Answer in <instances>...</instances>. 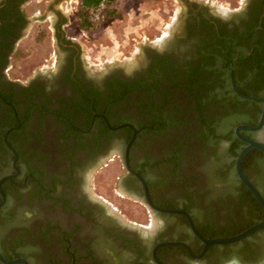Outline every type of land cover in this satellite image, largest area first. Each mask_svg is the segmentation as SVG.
<instances>
[{"label":"flooded vegetation","instance_id":"obj_1","mask_svg":"<svg viewBox=\"0 0 264 264\" xmlns=\"http://www.w3.org/2000/svg\"><path fill=\"white\" fill-rule=\"evenodd\" d=\"M26 1L0 0V177L16 172L4 140L8 128L22 169L2 183L7 198L0 207V252L30 264H264V228L201 254L205 244L185 214L155 211L158 221L150 227L125 222L89 187L90 170L118 155L124 172L117 184L126 197L145 204L139 179L124 165L134 129L108 125L127 119L137 130L130 166L146 180L155 204L186 210L208 238L247 226L258 200L243 189L234 166L220 178L216 169L207 173L205 160L213 158L224 170L227 161L218 149L224 143L229 152L236 143L234 126L228 140L213 138L208 128L226 133L220 111L227 102L229 112L259 120L253 103L234 108L231 86L234 81L240 91L264 95V0H240L225 11L183 0L177 27L144 46L132 69L115 65L100 74L87 67L80 44L66 33L61 9L51 5L54 61L19 80L8 70L19 42L33 29ZM179 120L176 128L172 122ZM243 133L264 140V127ZM200 146L206 154L195 153ZM251 152L243 170L264 195V156ZM171 240L187 245L160 244Z\"/></svg>","mask_w":264,"mask_h":264},{"label":"rangeland","instance_id":"obj_2","mask_svg":"<svg viewBox=\"0 0 264 264\" xmlns=\"http://www.w3.org/2000/svg\"><path fill=\"white\" fill-rule=\"evenodd\" d=\"M81 1H26V10L31 18L30 26L33 24V29L28 37L21 39L10 59L9 77L29 79L48 69L51 57L54 61L53 52L57 45L54 33L56 16L51 10V5L61 9L68 24L65 25L67 35L76 38L85 64L96 74L115 65L132 69L144 46L162 41L177 27L184 9L183 0H116L117 12L114 16L102 19L93 29H83L77 17ZM198 1L208 4L212 10L225 11L238 5L240 0ZM232 126L231 121L220 122L223 132L227 133ZM218 153L221 158L224 157V161L229 162L232 159L224 143ZM115 158L116 161L103 160L90 170L91 192L101 196L125 222L142 223L146 227L156 224L157 215L143 202L126 197L122 186L117 184V176L122 174L124 169L119 156L116 155ZM105 162L109 165L105 166Z\"/></svg>","mask_w":264,"mask_h":264},{"label":"water","instance_id":"obj_3","mask_svg":"<svg viewBox=\"0 0 264 264\" xmlns=\"http://www.w3.org/2000/svg\"><path fill=\"white\" fill-rule=\"evenodd\" d=\"M231 90L238 97H240L242 99L258 101L262 104V111H261V114H260V117H259L257 124L251 125V124H247V123H241V124L235 126V128H234L236 136L240 140L245 142V146L240 150V152L238 153V155L235 158L234 167H235V172H236L237 177L252 192L253 196L258 200V202L262 205V207L264 209V195H263V193L261 192L259 187L255 184V182L243 170V161H244L245 157L251 151L259 150V151H262L264 153V140L253 139V138H250L243 133L244 130L258 131L264 127V96L244 94V93L240 92L238 87L235 85L234 81H232ZM108 125L112 129H119V128H122L125 126H130L134 129L133 136L129 140V142L127 143V145L125 147V163H124L125 167L139 179L140 184L143 187L144 202L153 213L155 211L163 212V213H172V214H179L180 213V214H185L188 217L193 233L198 238H200L205 244L204 249H203L201 254H204L207 251L208 247L212 244L224 245V244L237 243V242H240V241L248 238L253 233H255L259 230H262L264 228V218H262L257 223L249 226L248 228H246V229H244V230L240 231L239 233L232 235V236H219V237H212V238H208V237L203 236L199 232V230L197 229L196 224L192 218V215L189 212H187L186 210H183V209L166 208V207H161V206L155 204L153 202L151 196H150V192H149V188H148V184H147L146 180L143 178V176L140 174V172L135 171L131 168L130 162H129V150H130L131 144L134 142V140L136 139V136H137V130H136V127L134 126V124H132L130 122H126V123H122L118 126H112L110 123H108ZM10 130H11V128L7 129V132L4 136V140H5L6 144L9 146L11 153L15 156L14 160L12 161V167L16 170V172H6L0 177V194L2 196V200L0 201V207L4 205L6 198H7L6 194L4 193V191L2 189V183L7 179H11L16 175H19L22 171L21 167L17 166V164H16L17 152L7 140V136L9 134ZM160 244H185V245H187L184 242L173 241V240L165 241V242H162ZM153 254L156 257V247L154 248ZM0 262H2L3 264H30L29 260L25 257H16L13 259H8L1 252H0Z\"/></svg>","mask_w":264,"mask_h":264},{"label":"trees","instance_id":"obj_4","mask_svg":"<svg viewBox=\"0 0 264 264\" xmlns=\"http://www.w3.org/2000/svg\"><path fill=\"white\" fill-rule=\"evenodd\" d=\"M116 0H82L79 6V10L77 13V17L79 19V24L83 29H93L95 28L99 22L104 19V18H108L111 16H114L117 12V8L115 6V2ZM244 94L247 95H259V96H264L263 94L260 93H249V92H245V91H240ZM235 100H233V102H235L234 108L235 106H241V105H245V104H249V103H253V105L257 108V113L261 112V103L258 101H253V100H247V99H242L239 98L238 96H234ZM234 104V103H233ZM229 105L230 102L226 104L225 108H222V110L220 111V113H222V117L220 118V122H232V125L235 127L241 123H247V124H251V125H255L258 122V118L254 115H249V114H244L240 111L235 112H229ZM235 112V113H233ZM126 121H128L127 119L121 120L119 122L114 123V126L125 123ZM173 125H175L176 128H180L181 127V121H177V122H172ZM200 126H202L201 123H199ZM157 126H159L157 123L156 125H154V130H158ZM128 128V127H125ZM209 130L211 131V134L213 138H218L222 135L223 138H225L226 140L230 139V138H234L232 137V133H227V134H218L214 128L208 126ZM181 132L180 131H176V134H179ZM131 138V137H130ZM129 138V139H130ZM128 139V141H129ZM127 141V142H128ZM242 144V142L236 137V143L234 145H232L229 148V153L232 157V159L227 162L226 165H223L224 167L226 166V168L224 170H222V166H220V164H217V167H215L213 165V162L211 161V159L213 158H208V160H205V165L206 166V170L207 173L211 172V169H216L214 171L215 174L219 175L220 177H222L221 175L225 176L230 172V169L232 170L234 163H235V158L238 155V153L241 150V147L238 148V146ZM238 145V146H237ZM191 147V146H190ZM207 149L204 148L203 146L197 147V150L195 151V153L197 154H206ZM261 153V155L264 156V153L259 151ZM252 153V152H251ZM251 153H249L246 158L244 159V162L246 161V159H248L251 156ZM171 159L176 160L175 156H173ZM170 161V159H168ZM244 162H243V168H244ZM224 164V163H223ZM261 168L264 170V162L261 163ZM235 179V178H234ZM238 182V180H233V183ZM244 185V184H243ZM243 189L247 192H250L249 189L244 185ZM254 198V196H252ZM255 199V198H254ZM256 200V199H255ZM257 208L256 209H252L251 210V216L252 219L250 220V222L247 224L246 227L244 228H240L239 230H236L234 232H220L218 233L220 236H232L235 235L237 233H239L240 231L248 228L249 226L257 223L259 220H261L262 218H264V209L261 207V205L259 203H256ZM167 208H175V206L173 205H169ZM259 209V210H257ZM258 232V231H257ZM256 233V232H255ZM215 237H219V236H215ZM17 257V256H16ZM15 258V256H9L8 259H13Z\"/></svg>","mask_w":264,"mask_h":264},{"label":"snow or ice","instance_id":"obj_5","mask_svg":"<svg viewBox=\"0 0 264 264\" xmlns=\"http://www.w3.org/2000/svg\"><path fill=\"white\" fill-rule=\"evenodd\" d=\"M241 3H243V0H241Z\"/></svg>","mask_w":264,"mask_h":264}]
</instances>
